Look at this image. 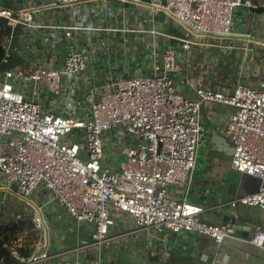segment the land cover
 <instances>
[{
  "label": "built area",
  "instance_id": "1",
  "mask_svg": "<svg viewBox=\"0 0 264 264\" xmlns=\"http://www.w3.org/2000/svg\"><path fill=\"white\" fill-rule=\"evenodd\" d=\"M97 1L103 0H11V5L0 0V18L12 29L0 59V194L29 206L31 229L38 235L29 257L15 242L12 255L18 264H104L107 246L122 237L111 235L112 228L123 219L132 225L126 235L196 234L211 239L217 250L227 239L241 240L236 222L203 220L214 207L190 200L187 191L206 142L203 106L227 105L234 109L224 132L233 149L231 168L262 185L226 205L264 209V89L239 82L231 93L202 87L187 97L178 80V50L187 57L193 47H218V41L233 37L253 41L250 34L234 31V14L237 8L258 10L264 4L116 0L142 9L111 4L110 18L122 10L121 28L115 29L90 21L95 15L89 6ZM138 13L149 21L147 29L126 26ZM160 13L183 35L156 29ZM118 31L153 38L147 73H126L114 60L117 50L109 32ZM158 36L176 40L179 48L161 49ZM27 39L44 48L41 58L29 67H5L16 44ZM90 63L99 66L93 74ZM52 205L76 225H89L90 240L54 250ZM247 242L264 250V230L254 228Z\"/></svg>",
  "mask_w": 264,
  "mask_h": 264
},
{
  "label": "crops",
  "instance_id": "2",
  "mask_svg": "<svg viewBox=\"0 0 264 264\" xmlns=\"http://www.w3.org/2000/svg\"><path fill=\"white\" fill-rule=\"evenodd\" d=\"M251 1L257 5L264 4V0ZM118 3L121 4L116 0H103L90 4L89 9L95 15H90V21L96 25L121 28L119 24L122 10L116 9V14L113 13L111 18L108 14L110 5L118 6ZM138 14L136 20L131 16L126 26L147 29L149 21L142 14ZM171 27L180 36L183 35V31L174 21H168L166 25L159 22L156 25V29L167 36L179 37ZM233 29L242 35L250 34L253 41L233 37L225 43L218 41V47H193L187 57L178 50V63L182 66L178 80L187 97H194L195 89L202 87L231 93L239 82L256 89H264V7L258 10L237 8ZM109 33L117 50L114 60L122 63L126 73L143 74L149 70L153 42L150 35L142 37L120 31ZM29 42L32 41L27 39L16 44L15 51L18 53H15L23 62L20 67H29L44 52L39 43ZM156 42L161 49L180 46L176 40L162 36H158ZM64 44L65 40L59 46L60 57L65 54ZM226 44L228 46L224 48ZM133 57L136 58L137 68ZM98 61L101 62L102 59L99 58ZM98 68V65L90 63L89 73L93 74ZM233 113L234 109L227 105L204 104L206 142L199 151L187 193L190 200L214 207L202 216L203 220L217 225L236 222L238 227L235 235L241 240L227 239L217 250L211 239L196 234L154 232V239L146 234L126 235L132 230V225L129 220L123 219L112 228L111 235L122 237L118 242L107 246L104 264H264V250L247 242L252 238L254 228L260 227L264 230V209L243 205L232 208L226 205L232 198H243L259 189V179L240 174L231 168L233 149L224 132ZM49 217L54 250L75 248L90 240V226L76 225L58 206H50ZM74 237L77 244L72 246ZM91 259L89 256L87 262L90 263Z\"/></svg>",
  "mask_w": 264,
  "mask_h": 264
},
{
  "label": "rangeland",
  "instance_id": "3",
  "mask_svg": "<svg viewBox=\"0 0 264 264\" xmlns=\"http://www.w3.org/2000/svg\"><path fill=\"white\" fill-rule=\"evenodd\" d=\"M5 1L7 4L11 0ZM5 199L7 200L6 202H4ZM30 218L31 211L28 205L17 202L4 194H0V224H9L11 228L15 229L17 239L14 242L17 245H30L38 238V235L32 232ZM73 241L72 246L77 244L75 237Z\"/></svg>",
  "mask_w": 264,
  "mask_h": 264
},
{
  "label": "trees",
  "instance_id": "4",
  "mask_svg": "<svg viewBox=\"0 0 264 264\" xmlns=\"http://www.w3.org/2000/svg\"><path fill=\"white\" fill-rule=\"evenodd\" d=\"M7 5H11L9 2H7ZM171 30L174 31L176 29H173L171 27ZM12 33V29L7 25L6 20L0 18V59L4 56L5 50H4V42L6 38H8ZM178 31L176 30L177 34ZM179 34V33H178ZM181 34H179L180 36ZM14 46V45H13ZM10 58V62L8 66H5L7 68H15L20 65H22V61L20 59V56L16 53L12 54ZM31 226V224H30ZM17 239V236L15 235V229L11 228L9 224L1 225L0 224V264H18V261L14 256L12 255V247L14 241ZM30 245H24L21 249V254L24 257H29L32 253V248Z\"/></svg>",
  "mask_w": 264,
  "mask_h": 264
},
{
  "label": "water",
  "instance_id": "5",
  "mask_svg": "<svg viewBox=\"0 0 264 264\" xmlns=\"http://www.w3.org/2000/svg\"><path fill=\"white\" fill-rule=\"evenodd\" d=\"M144 1H147L149 2L150 0H144ZM158 4H160L158 2ZM119 8H131V9H135V8H138V9H142V7L140 6H137L135 4H132V3H129V2H124V3H121L120 5L118 4ZM261 11V10H260ZM156 21L160 22V23H163L164 25L167 24V22L169 21V18L165 17L163 13H160L156 18H155ZM245 175V174H244ZM248 176V175H247ZM258 179V178H257ZM259 182V189L262 185V182L261 180H258ZM259 189L257 190V192L259 191ZM209 193V192H208Z\"/></svg>",
  "mask_w": 264,
  "mask_h": 264
}]
</instances>
